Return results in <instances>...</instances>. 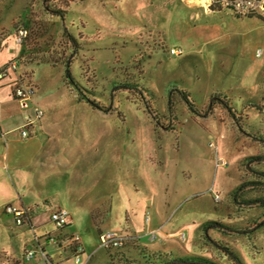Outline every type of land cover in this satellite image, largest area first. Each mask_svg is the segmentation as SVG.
Wrapping results in <instances>:
<instances>
[{
    "label": "rangeland",
    "instance_id": "1",
    "mask_svg": "<svg viewBox=\"0 0 264 264\" xmlns=\"http://www.w3.org/2000/svg\"><path fill=\"white\" fill-rule=\"evenodd\" d=\"M0 27L3 37L27 29L18 57L46 83L54 135L76 155L45 173L48 199L33 206L32 226L0 228V264H75L70 251L50 244L45 263L38 246V238L44 245L59 234L51 216L63 204L74 214L62 232L79 236L87 264L183 256L232 264L212 241L243 264H264L263 211L232 197L243 183L251 188L245 198L264 196V181L249 185L259 179L248 172L264 171V146L252 137L264 134V108L252 106L264 97V0H0ZM66 63L110 111L80 100L65 80ZM121 83L132 90L112 97ZM181 91L198 112L215 94L232 111L216 104L207 117L192 113ZM209 221L232 229L205 235ZM106 235L114 241L101 247ZM28 249L36 256L26 261Z\"/></svg>",
    "mask_w": 264,
    "mask_h": 264
},
{
    "label": "crops",
    "instance_id": "2",
    "mask_svg": "<svg viewBox=\"0 0 264 264\" xmlns=\"http://www.w3.org/2000/svg\"><path fill=\"white\" fill-rule=\"evenodd\" d=\"M20 52L21 47L16 42V36L3 37L0 27V69L10 60L19 59ZM18 74L26 85L34 87L35 93L32 108L22 110L13 96L10 79L0 80V228L4 231L11 227H14L13 230L19 229L14 218L5 213V208L15 205L33 209L36 204L47 200V196H43L41 192L44 190L45 173L59 170L62 167L61 162L65 164L66 160L69 164L76 156H67L65 140H59L54 135L55 132L58 134V125L52 122L56 110L50 105V92H47L46 83L39 72L34 77L32 69L21 62ZM34 82L38 84V88ZM34 107L44 110L45 116L28 128L29 136L23 138L20 128L25 115L32 114ZM59 195L57 193L53 196ZM73 202L78 200L74 199ZM38 209L39 207L33 209V217ZM60 209L68 210L72 218L74 213L65 204Z\"/></svg>",
    "mask_w": 264,
    "mask_h": 264
},
{
    "label": "built area",
    "instance_id": "3",
    "mask_svg": "<svg viewBox=\"0 0 264 264\" xmlns=\"http://www.w3.org/2000/svg\"><path fill=\"white\" fill-rule=\"evenodd\" d=\"M242 4L239 2L238 6L240 7ZM247 6L253 5L252 1L246 2ZM243 5V6H245ZM28 36V31L25 28H21L18 30L16 34V42L18 44H22L24 40ZM172 55H180L182 54V50L179 49H172L170 51ZM21 64L20 60L18 58L10 60L3 68L0 69V80L10 79L11 86L13 87V96L16 99L19 107L22 110H29L32 108V99L35 93L34 87L30 85H26L22 77L18 74L19 65ZM45 116L44 110H42L39 107L33 108L32 114H26L24 117V122L20 128L21 136L23 138H27L29 136L28 134V128L36 124V122L43 119ZM221 164H224V161L221 160ZM33 209H26L23 207L15 206V205H9L5 208V213L12 216L14 218V221L17 225H26L29 224L32 226V214ZM71 214L66 209H59L56 212H54L51 216V220L56 226L57 232L59 234L51 235L48 234L45 244L43 245L39 238H38V246L41 248V251L43 253V261L45 263L48 261L47 253L44 250V248L50 244L55 245L60 250H68L72 253V258L75 262V264H87L88 259H85V249L82 245L80 238L76 234H70L67 236L68 233H63L62 231L67 228L70 225ZM150 217L148 216V220ZM107 236V235H106ZM157 232H152L150 234V240L155 242L157 241ZM114 239L111 237V235L107 236V239L105 236H102L101 247H107ZM115 244H118L116 242ZM36 256V253L33 252L31 249L26 250L25 253V259L26 261L33 259ZM87 260V261H86Z\"/></svg>",
    "mask_w": 264,
    "mask_h": 264
},
{
    "label": "trees",
    "instance_id": "4",
    "mask_svg": "<svg viewBox=\"0 0 264 264\" xmlns=\"http://www.w3.org/2000/svg\"><path fill=\"white\" fill-rule=\"evenodd\" d=\"M53 13H54V15H57V16L61 17L62 19H64V15L61 12H53ZM250 18H252V16H250ZM73 43L75 44L76 42L73 40ZM19 60H20V58H19ZM20 62H21V60H20ZM64 76H65L66 82L76 89V91L79 94L80 100L85 101L92 108L97 109V110L110 111L112 109V104L108 108H105L103 106H100L94 99L87 96L86 90L81 86V84L76 80V78L72 74L71 69H70V63H66V65H65ZM120 90H132V87L130 84H126V83L122 84L121 83V84L113 87L112 97H114V93L116 91H120ZM181 94H182L184 100L189 104L191 112L198 114V115H200L199 113H203L202 114L203 117H207L208 115H210L212 113L213 107L216 104L222 105L224 108L228 109L229 111H232V108L229 106L228 102L225 100H221L219 95L215 94L210 98V102H209V105H208V108L206 109V111L198 112L197 109L194 107L193 101L190 100V94H188L187 92H184V91H181ZM145 106H146L147 111L150 114H154V112L152 111V109L148 103L145 104ZM252 106L256 107L259 110L263 109L264 108V97H263V104L262 105L253 103ZM169 110L172 111V95L171 94H169ZM154 118L156 119L155 115H154ZM252 135H253L252 136L253 139H255L262 146H264V134H261L260 132H256ZM250 159L258 161V162L263 160L262 157H253ZM248 172L252 173L253 175L256 176L257 179H259L255 182L249 183V185H251V186L262 185L263 182H260V181H261V179L264 181V171H259V170H255V169H251V170L248 169ZM250 189L251 188H248L247 183H243L239 187H237L235 189L233 195H232L234 203L239 204V205L249 206V207L257 206L260 209H262L263 214H264V196H258L256 198H245V195L248 193V190H250ZM260 225L264 226V220ZM17 226L20 227L21 225H17ZM202 229H203V232L205 233V235H207L208 231L211 229L217 230V231L222 232V233H228L229 231H231L232 228L227 226V225H224L222 223L216 222V221H209V222H206L203 224ZM212 243H214V245L219 250L222 251V253L228 258V260L232 262V264H243L239 255L235 251L230 249L228 246H224V245H222L218 242H214V241H212ZM167 264H220V263H217L211 259H208L206 257H201V256H183V257H176V258L172 259L170 262H168Z\"/></svg>",
    "mask_w": 264,
    "mask_h": 264
},
{
    "label": "bare ground",
    "instance_id": "5",
    "mask_svg": "<svg viewBox=\"0 0 264 264\" xmlns=\"http://www.w3.org/2000/svg\"><path fill=\"white\" fill-rule=\"evenodd\" d=\"M195 0H189V3H193ZM203 1V3H206L207 2V0H202ZM191 6H193V5H191Z\"/></svg>",
    "mask_w": 264,
    "mask_h": 264
}]
</instances>
